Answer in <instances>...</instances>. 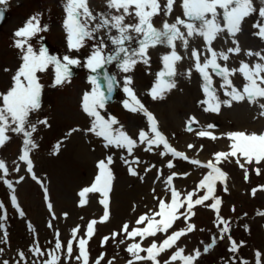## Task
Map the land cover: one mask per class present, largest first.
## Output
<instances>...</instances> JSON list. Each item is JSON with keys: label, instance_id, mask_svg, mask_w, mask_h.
Returning <instances> with one entry per match:
<instances>
[{"label": "snow or ice", "instance_id": "1", "mask_svg": "<svg viewBox=\"0 0 264 264\" xmlns=\"http://www.w3.org/2000/svg\"><path fill=\"white\" fill-rule=\"evenodd\" d=\"M8 3L9 0H0V21L5 19L7 8L3 6ZM62 10V29L68 54L59 57L50 54L47 47H36V39L41 33L49 31V26L42 23L41 14L29 16L13 33L12 47L18 51L19 64L10 77L9 86L0 90V148L13 135L21 138L18 160L23 162L31 179L44 190L46 207L51 214L47 226L53 228L52 220L59 217L48 197L44 181L34 171L32 159L33 151L39 148L35 134L41 126L51 127L47 117H39L45 89L43 78L51 74L50 86L63 88L71 83L73 67L82 66L93 74L87 77L89 88L80 98V109L88 118V127H73L64 139L81 131L94 136L105 150H119L128 174L141 181L144 176L137 169L144 161L136 155L137 150L159 155L164 159V167L170 170L164 177L163 169L155 164L144 167L145 173L157 169L155 180L164 185V192L156 194L153 188V207L139 214L134 222H124L118 231L104 236L101 247L109 241H115L117 247L125 245L124 251L128 254L125 264H197L201 250L196 248L186 253L179 242L191 233L204 231L192 222L197 214L195 209L202 207L214 213L213 224L218 230L210 243L204 245L203 253H208L217 240L227 239L228 250L233 255L225 264H249V261L236 255L244 242L232 238V222L221 214L223 201L217 190L223 186V191H228L229 176L222 167L226 163H235L243 171L246 182L250 170L257 176L264 175V132L237 130L217 135L213 131L217 127L215 124L201 126L195 116H189L185 122L186 132L209 141H228L226 151H216L206 161L192 158L171 144L154 113L138 96L133 73L139 64L150 69L151 50L163 47L166 51L159 58V70L148 73L154 77L147 90L153 101L164 100L177 87L178 76L190 80L193 74H197L202 94L197 104L204 113L220 114L224 107L248 104L258 107L257 118H264V48L244 49L239 40L244 25L251 19L250 35L264 43V0H259V6L256 0H105V10L101 12L94 11L89 0H64ZM157 20L160 21L159 27ZM89 41L94 43L81 59L79 54L89 46ZM108 42L113 46L110 51H106ZM185 61L188 66L181 71L180 65ZM112 64L119 70V79L107 70V66ZM4 71L11 70L5 68ZM236 80H240L239 85ZM118 88L126 94L121 101L122 107L132 114L142 115L146 121L145 126L134 135L107 111L108 102ZM62 145L63 140L57 142L53 154H58ZM186 147L199 153L204 146L189 143ZM178 160L203 170L191 190H182L174 183L178 178L190 176L189 172L175 170V161ZM13 164L15 167L11 171L19 173L20 164L16 161ZM113 164V154L98 159L93 182L78 192L80 207L89 203V194H99L101 198L98 202L103 206V214L87 222L83 235H80L79 225L72 228L67 241H62L59 230H56L51 252L42 249L34 240L28 251L42 259L33 261V264H61L62 257L64 264H70L72 260L78 264H116V257L105 260L104 252L90 261L88 250L89 242L96 234V226L111 219L110 193L115 179L111 168ZM9 175V166L0 159V182L12 191L11 203L24 217L13 182L7 179ZM24 179L25 176H19L16 183ZM257 191H264V185L252 188L251 195L255 196ZM0 210H5L2 202ZM132 210L135 212V205ZM257 214L264 216V212ZM63 215L65 218L68 216L67 213ZM6 219V211H0V221ZM178 221H182L184 226L175 227ZM28 228L34 231L31 224ZM0 229H4L3 223H0ZM0 243H7L6 231L0 236ZM3 252L4 248L0 247V255ZM166 254L167 258L163 259ZM17 256L19 259L13 264H27L24 251H18ZM0 264H10V261L0 259ZM254 264H264V252L255 251Z\"/></svg>", "mask_w": 264, "mask_h": 264}, {"label": "rangeland", "instance_id": "2", "mask_svg": "<svg viewBox=\"0 0 264 264\" xmlns=\"http://www.w3.org/2000/svg\"><path fill=\"white\" fill-rule=\"evenodd\" d=\"M89 2L94 11L105 10V0H89ZM256 3L259 6V0H256ZM63 4L64 0H9L6 6L10 11V17L7 25L0 32V90L9 86L10 77L19 64L18 51L12 47L13 33L22 26L29 16L39 13L42 23L49 26V31L41 33L40 38L36 39V47H45L44 42H46L50 54L59 57L68 54L65 34L62 29ZM156 23L159 27L160 21L157 20ZM251 23L252 20L249 19L248 23L244 25L243 33L239 35L242 48L254 50L264 48V43L250 35ZM93 43L94 41H89V46L81 50L79 54L81 59L88 54L90 45ZM112 47L108 42L106 51H110ZM165 51L166 49L163 47L151 50L150 69L142 64L137 65L133 73L134 87L145 106L156 116L160 127L169 139L171 138L174 147L185 151L190 157L202 161L211 158V154L216 151L228 149L226 139L209 141L186 132L185 122L189 116H195L201 126L215 124L217 127L213 131L217 135L237 130L264 132V118H257L259 109L256 106L237 104L232 108H222L220 114L204 113L197 104V101L202 98L201 82L197 74H193L190 80L178 76L176 78L177 87L168 93L164 100L153 101L147 95V90L154 77L148 73L159 70V58ZM245 59L247 58L245 57ZM187 66L188 62L185 61L180 65V70L183 71ZM5 68L11 71L5 72ZM111 69L119 79L120 73L116 65L112 64ZM87 77L88 74L84 71L77 77L71 78V83L63 88L50 86L51 74L43 78L45 89L39 117H47L51 127L41 126L38 133L35 134L39 148L33 151L32 159L34 171L44 181L48 189V197L54 205L56 216L59 217L52 220L53 228L50 229L47 226L51 220V214L46 207L43 188L31 179L30 175L26 173L23 162L18 160L21 138L13 135L12 139L0 148V159H3L10 169L7 179L13 182L18 204L25 213L24 217L19 215L11 203L12 191L0 182V202L5 205V210L0 211H6L7 215L6 220L0 221L4 224V229H0V236H3L5 231L7 232V243H0V247L4 248L0 259H8L10 264L19 259L17 252L20 250L24 251L27 264H33V261L42 259L32 256L28 251L34 240L39 242L42 249L51 252L54 248L56 230H59L61 240L67 241L71 237L72 228L79 225L80 235H83L87 222L98 219L103 214V206L98 202L101 198L99 194H89V203L80 207L78 206V192L93 182L96 174V161L105 155L113 154L114 159V164L111 165L115 177L110 193L111 219L108 223L96 226V234L88 245L90 261H94L101 252H104L106 253L105 260L115 256L116 264H125L128 259V254L124 251L125 245L117 247L115 241H109L107 245L101 247V239L113 231H118L122 223L134 222L139 214L153 207L155 204L152 198L153 188H155L156 194L164 192V185L155 180L157 169L144 172L146 165L155 164L157 168L163 169L164 177L169 174L170 170L164 167V159L159 155L146 153L142 149L137 150L136 155L144 161V164L137 169L144 176V180L141 181L128 174L127 166L122 162L120 158L122 153L119 150H105L94 136L86 135L81 131L74 133L66 140L64 139L65 134L71 128L86 129L88 127V118L80 109L81 95L89 88ZM236 83L239 85L240 80H236ZM125 98L126 94L116 103L108 105L107 111L117 117L126 130L134 135L139 128L145 126L146 121L142 115L132 114L122 107L121 101ZM62 140L63 145L60 151L58 154H53L54 146ZM189 143L203 145V150L199 153L188 150L186 146ZM13 161L20 164L21 171L19 173L11 171L15 167ZM175 163L176 171L189 172L190 176L178 178L174 183L182 190H191L201 177L203 170L184 161L178 160ZM222 167L228 173L229 179L227 192L223 191V186H219L217 190V194L223 201L221 214L232 222V238L237 242H244V246L236 255L249 261V264H254L255 251L264 252V216L257 214L264 212V191H257L256 195L252 196L251 190L264 185V175L257 176L250 170L249 180L246 182L243 171L235 163H226ZM19 176H25V179L16 183ZM134 205L135 212L132 210ZM233 208L235 211H232ZM195 211L197 214L193 217L192 222L198 229H204V231L198 230L189 234L188 237L182 238L179 242L180 247H184L186 253H191L193 249L199 248L202 255L197 264H225V261L233 255L228 250L230 245L227 239L217 240L215 246L208 253H203L204 245L210 243L213 235L218 234V230L213 224L214 213L202 207L196 208ZM64 213L68 214L67 218L64 217ZM29 224L34 231L29 230ZM183 226V222L178 221L175 227ZM201 241L204 243L202 244ZM166 258L167 254L163 259ZM61 264H64L63 257ZM70 264H78V262L72 260Z\"/></svg>", "mask_w": 264, "mask_h": 264}, {"label": "water", "instance_id": "3", "mask_svg": "<svg viewBox=\"0 0 264 264\" xmlns=\"http://www.w3.org/2000/svg\"><path fill=\"white\" fill-rule=\"evenodd\" d=\"M8 21V13L6 11L5 13V19L3 21H0V31L2 30L3 26L6 24V22ZM107 70L108 72L110 73L109 69H108V66H107ZM73 71V75L72 77L78 75V73L80 72V69L78 67H73L72 69ZM89 72V71H88ZM90 75H93L92 73L89 72ZM111 74V73H110ZM120 89L118 88L117 90H115L112 94V97L111 99L109 100L108 104L114 102L119 96H120Z\"/></svg>", "mask_w": 264, "mask_h": 264}]
</instances>
